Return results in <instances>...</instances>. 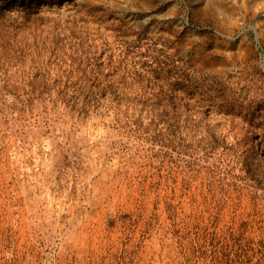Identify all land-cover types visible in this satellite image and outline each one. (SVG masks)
<instances>
[{
  "label": "rangeland",
  "instance_id": "obj_1",
  "mask_svg": "<svg viewBox=\"0 0 264 264\" xmlns=\"http://www.w3.org/2000/svg\"><path fill=\"white\" fill-rule=\"evenodd\" d=\"M35 1L78 44L0 57V264H264V0Z\"/></svg>",
  "mask_w": 264,
  "mask_h": 264
},
{
  "label": "trees",
  "instance_id": "obj_2",
  "mask_svg": "<svg viewBox=\"0 0 264 264\" xmlns=\"http://www.w3.org/2000/svg\"><path fill=\"white\" fill-rule=\"evenodd\" d=\"M40 4L35 0H5L0 5V57L21 65L31 56H54L65 40L71 47L78 44L71 38L76 20L41 15Z\"/></svg>",
  "mask_w": 264,
  "mask_h": 264
}]
</instances>
